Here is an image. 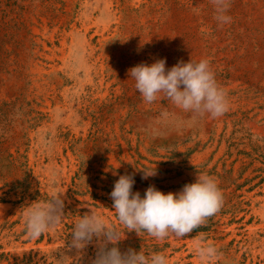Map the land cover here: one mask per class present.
I'll list each match as a JSON object with an SVG mask.
<instances>
[{"label": "rangeland", "instance_id": "1", "mask_svg": "<svg viewBox=\"0 0 264 264\" xmlns=\"http://www.w3.org/2000/svg\"><path fill=\"white\" fill-rule=\"evenodd\" d=\"M214 15L210 0H0V264L75 256L61 248L89 207L121 229V252L200 264L203 233L222 253L212 264H264V0H231L222 27ZM165 58L166 69L208 59L229 111L192 121L163 96L145 104L128 70ZM197 172L224 195L204 226L160 241L119 225L110 193L120 175L134 173L143 198L150 185L177 193ZM53 191L61 224L27 239L23 208ZM96 250L94 241L79 264Z\"/></svg>", "mask_w": 264, "mask_h": 264}, {"label": "clouds", "instance_id": "2", "mask_svg": "<svg viewBox=\"0 0 264 264\" xmlns=\"http://www.w3.org/2000/svg\"><path fill=\"white\" fill-rule=\"evenodd\" d=\"M210 2L218 26L230 24L231 0ZM128 74L145 104L151 105L163 96L175 108L190 113L192 121L205 115L219 118L230 109L227 92L218 83L206 58L198 62L190 59L187 63L180 60L167 69L166 58L156 59L151 65L140 63L130 68ZM173 116L174 113L163 109L158 119L168 122ZM138 171H142L141 178L145 180L157 175L156 167ZM134 184V173L120 175L115 182L110 198L116 220L126 231H135L139 236L146 233L160 241L187 236L204 226L224 205L223 191L217 179L207 173L197 172L196 181L185 184L177 193L164 194L150 185L142 198L139 191L133 192ZM64 206L62 194L53 191L49 199L24 207L25 237L39 240L57 228L64 218ZM89 210L76 219L70 241L64 242L61 248L69 252L74 250L75 256L70 257L61 251L60 259L54 258L55 264H79L83 250L94 241L97 250L91 264H168V257L163 252L145 254L143 250L137 252L132 248L121 252L118 247L123 239L121 229L108 223L97 210ZM194 253L200 264H212L222 255L213 243L206 242L203 233L198 234Z\"/></svg>", "mask_w": 264, "mask_h": 264}, {"label": "bare ground", "instance_id": "3", "mask_svg": "<svg viewBox=\"0 0 264 264\" xmlns=\"http://www.w3.org/2000/svg\"><path fill=\"white\" fill-rule=\"evenodd\" d=\"M96 2H97V1H96ZM102 4H103V3H102ZM102 4H101V5H102ZM106 5H107V4H106ZM90 6H91V5H90ZM69 38H70V37H69ZM59 42H60V41H59ZM56 48H57V47H56ZM56 48H55V49H56ZM62 52H63V51H62ZM89 208H90V207H89Z\"/></svg>", "mask_w": 264, "mask_h": 264}]
</instances>
